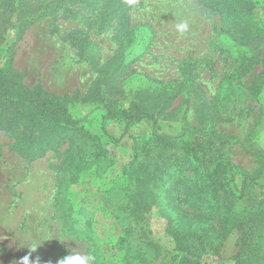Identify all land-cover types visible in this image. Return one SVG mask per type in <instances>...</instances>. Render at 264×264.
<instances>
[{
	"label": "trees",
	"instance_id": "trees-1",
	"mask_svg": "<svg viewBox=\"0 0 264 264\" xmlns=\"http://www.w3.org/2000/svg\"><path fill=\"white\" fill-rule=\"evenodd\" d=\"M197 1L218 16L220 46H227L228 37L233 47L248 48L247 55L234 56L233 73L219 78L212 95L196 77V68L212 61L201 63L192 56L178 62L179 77L148 78L144 85L129 88L125 106L111 100L124 93L116 85L128 67L122 51H116L99 69L93 89L85 95H60L40 83L27 85L11 56L0 64V130L27 160L49 150L58 153L66 144L60 164L62 186L77 182L87 171L102 179L115 164L103 136L117 139L104 128L102 135L87 131L70 110L72 100L104 102L105 117L122 119L124 132L134 123L149 124L147 134L130 135V160L103 183L111 213L120 223L111 244L114 253L107 255L89 222L80 229L78 211L72 204L68 208L73 224H64L65 230L84 235L87 253L96 257V264H201L205 254H220L233 231L239 233L237 250L230 257L233 264H264V184L259 182L264 175V154L255 147L251 129L244 137L245 149L258 167L251 171L239 167L232 159L239 138L219 127L229 110L242 101L240 75L252 64L264 62V22L254 15L261 0ZM132 4L133 0H0V46L9 30L20 36L44 18L64 14L71 7L86 10L88 28L103 31L115 26L118 44L132 43L139 27L130 23ZM68 38L90 65L98 64L96 43L87 31L71 30ZM252 49L258 51L260 60L251 54ZM245 90L249 99H258L264 91V68ZM163 120L177 123L180 132H162ZM153 208L166 219L170 248L148 227L147 213Z\"/></svg>",
	"mask_w": 264,
	"mask_h": 264
},
{
	"label": "rangeland",
	"instance_id": "rangeland-1",
	"mask_svg": "<svg viewBox=\"0 0 264 264\" xmlns=\"http://www.w3.org/2000/svg\"><path fill=\"white\" fill-rule=\"evenodd\" d=\"M84 9L71 7L27 28L20 36L15 30L6 33L0 46V64L12 57L14 67L22 74L27 85L40 83L46 90L60 95H85L94 87L100 68L109 63L116 51H122L127 69L116 82L123 95L111 98L118 106L127 105L125 94L129 88L144 85L148 78L169 79L179 77L177 64L187 56L198 58L197 81L207 94L216 92L217 83L225 73L231 75L236 63V54L247 55L248 48L238 49L230 44L220 46L217 35L218 16L206 10L197 0H133L128 14L130 23L138 27L132 43L118 44L115 26L96 31L88 28ZM254 15L264 22V0L254 9ZM187 21L190 28L181 34L175 24ZM145 24V25H144ZM114 24V21L112 22ZM71 30L88 32L96 43L98 64L90 65L78 53L77 47L68 38ZM229 44V45H228ZM251 54L260 56L257 50ZM249 55V54H248ZM264 68V62L252 64V68L240 75L244 85L240 88L242 101L229 110L226 120L219 127L239 138L233 145L232 159L245 170L258 167L256 158L245 148L244 137L253 129L252 140L264 154V91L257 100L249 99L247 87ZM104 102L80 104L70 102L72 114L84 128L102 135L104 128L111 137L103 136V142L112 152L115 164L102 179L91 171L82 172L77 182L63 185V150L47 151L32 160L16 153L12 141L0 130V264H18L21 257L30 253V259L38 264H56V261L72 248L87 253L88 241L82 234L65 230L64 224H73L68 208L72 204L78 211L77 223L83 229L86 222L94 227L95 235L104 244L107 255L114 253L112 242L119 234L120 223L111 213V204L106 198L103 183L114 178L117 169L128 162L132 155L131 134H147L149 124L134 123L124 132L125 122L120 118L105 117ZM161 131L169 134L180 132L177 123L161 121ZM264 193V189H263ZM147 224L152 235L170 248L172 241L165 233L166 219L153 208L147 213ZM237 231L225 239L219 255L205 254L201 264H233L230 258L237 250ZM37 244L34 252L29 245Z\"/></svg>",
	"mask_w": 264,
	"mask_h": 264
},
{
	"label": "clouds",
	"instance_id": "clouds-1",
	"mask_svg": "<svg viewBox=\"0 0 264 264\" xmlns=\"http://www.w3.org/2000/svg\"><path fill=\"white\" fill-rule=\"evenodd\" d=\"M190 25L187 21L178 22L175 24L177 32L183 34L187 32ZM37 244L29 245L31 252H34L37 248ZM18 264H38V258L36 260L30 259V253L20 258ZM56 264H96V257L91 253H81L76 249L72 248L67 251L65 255L56 261Z\"/></svg>",
	"mask_w": 264,
	"mask_h": 264
},
{
	"label": "crops",
	"instance_id": "crops-1",
	"mask_svg": "<svg viewBox=\"0 0 264 264\" xmlns=\"http://www.w3.org/2000/svg\"><path fill=\"white\" fill-rule=\"evenodd\" d=\"M259 182L264 184V175L259 179Z\"/></svg>",
	"mask_w": 264,
	"mask_h": 264
}]
</instances>
